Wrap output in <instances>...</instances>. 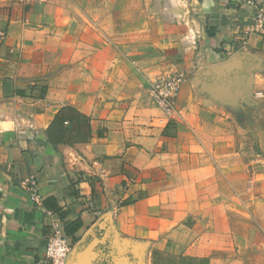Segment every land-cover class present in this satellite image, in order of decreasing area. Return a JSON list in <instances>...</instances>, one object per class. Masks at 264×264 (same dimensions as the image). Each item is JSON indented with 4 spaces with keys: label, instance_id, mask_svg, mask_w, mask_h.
Listing matches in <instances>:
<instances>
[{
    "label": "rangeland",
    "instance_id": "1",
    "mask_svg": "<svg viewBox=\"0 0 264 264\" xmlns=\"http://www.w3.org/2000/svg\"><path fill=\"white\" fill-rule=\"evenodd\" d=\"M37 1L0 0L4 21L13 17L28 29L26 52L14 56L17 80L29 82L32 72L46 82L52 96L63 99L88 94L102 100L120 94L124 98L120 109H131V114L147 110L145 115L156 128L147 134L153 139L146 144L147 158H139L137 167H126L139 189L137 206L120 219L117 206L102 212L78 237L68 262L168 264L162 261L195 257L207 258L209 264H264V63L248 53L246 37L238 39L234 55L224 63L186 72L161 59L167 37L161 31L143 35L128 27L126 35L105 38L68 34L63 37L67 42L105 41L111 50L108 56L99 54L100 60L108 59L105 63L61 66L55 64V42H47L41 30L29 25L31 20L37 25L39 17L27 21ZM197 1L128 0L121 11L131 15L128 24L137 21L144 26L150 20L136 10L148 9L167 22L190 11ZM223 2L228 8L241 5ZM242 2L257 5L253 0ZM6 36L4 26L0 44ZM148 45L154 49L146 50ZM154 55L160 56L158 61ZM174 75L182 77L181 87L173 112L167 114L153 102L150 87Z\"/></svg>",
    "mask_w": 264,
    "mask_h": 264
},
{
    "label": "crops",
    "instance_id": "2",
    "mask_svg": "<svg viewBox=\"0 0 264 264\" xmlns=\"http://www.w3.org/2000/svg\"><path fill=\"white\" fill-rule=\"evenodd\" d=\"M144 1L149 4L151 0ZM224 1L241 5L228 8L223 0H198L190 11L184 10L167 22L148 9L136 10L150 20L139 26L137 21L128 24L131 15L121 11L128 0H38L34 10L28 11L27 21L39 17L37 25L32 20L29 25L41 30L47 42H55V64L61 66L105 63L108 59L100 60L99 54L108 56L111 50L105 41L102 45L67 42L64 36L98 34L105 38L114 33L126 35L128 27L137 29L135 34L165 33V56L161 59L179 71L224 63L234 55L242 36L246 37L248 53L264 63V34L247 33L257 11L264 15V0H253L256 7L243 0ZM11 18L5 22L0 13V28L7 27L6 41L0 44V264H41L46 237L55 230L65 234L67 222H82L74 233L78 238L102 212H112L113 206H117L119 219L123 212L133 211L136 203L122 206L128 199L136 202L139 198V189L126 167H137L139 158H147L146 144L153 140L147 134L156 128L149 123L147 110L131 114V109H120L118 103L124 99L120 94L102 100L88 94L63 99L52 96L46 82L32 72L29 82L18 81L14 56L22 57L26 52L29 34L17 19ZM145 47L148 51L154 49L152 45ZM118 51L124 54L125 48L119 45ZM154 57L156 61L160 58ZM65 106L90 119L88 141L58 145L49 142L47 130ZM31 175L41 186L40 204H33L25 189Z\"/></svg>",
    "mask_w": 264,
    "mask_h": 264
},
{
    "label": "built area",
    "instance_id": "3",
    "mask_svg": "<svg viewBox=\"0 0 264 264\" xmlns=\"http://www.w3.org/2000/svg\"><path fill=\"white\" fill-rule=\"evenodd\" d=\"M255 22L250 32L264 34V15L261 12H258ZM181 78L177 75L170 76L152 83L150 87L153 102L167 114L173 112L175 99L181 87ZM25 189L33 204H40L43 201L41 186L35 175L28 178ZM76 243L72 237L59 230L51 232L46 237L45 255L40 261L41 264H68Z\"/></svg>",
    "mask_w": 264,
    "mask_h": 264
},
{
    "label": "trees",
    "instance_id": "4",
    "mask_svg": "<svg viewBox=\"0 0 264 264\" xmlns=\"http://www.w3.org/2000/svg\"><path fill=\"white\" fill-rule=\"evenodd\" d=\"M48 140L52 145L84 143L91 137L90 119L71 106H65L58 111L54 120L47 130ZM135 203L133 199H128L122 206H129ZM82 222H67L65 224L66 235L72 237L75 242L78 238L74 233L80 229ZM168 264H209L207 258L182 257L175 262L163 260Z\"/></svg>",
    "mask_w": 264,
    "mask_h": 264
}]
</instances>
